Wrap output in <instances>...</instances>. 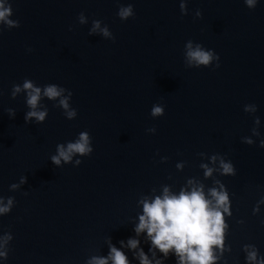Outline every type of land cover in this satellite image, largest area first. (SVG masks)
<instances>
[{"label":"water","instance_id":"1","mask_svg":"<svg viewBox=\"0 0 264 264\" xmlns=\"http://www.w3.org/2000/svg\"><path fill=\"white\" fill-rule=\"evenodd\" d=\"M184 2L181 16L180 0H7L19 27L0 22V199L13 201L0 215V238L12 237L0 264H87L107 254L109 241L119 248L134 235L139 201L165 187L188 190L189 180L206 194L220 181L229 194L216 264H244L246 244L264 256V203L253 214L264 198V149L257 146L264 139V0L252 9L244 0ZM127 5L133 16L121 20ZM93 22L109 37L99 29L89 35ZM188 42L216 52L220 66L189 65ZM25 79L41 88L42 123H25L31 109L23 89L12 95ZM50 84L64 89L59 97L43 96ZM154 105L163 106L162 116L149 115ZM81 132L93 152L53 164L57 145ZM213 155L231 162L235 175L205 178L201 164L219 168ZM166 264H174L171 256Z\"/></svg>","mask_w":264,"mask_h":264},{"label":"clouds","instance_id":"2","mask_svg":"<svg viewBox=\"0 0 264 264\" xmlns=\"http://www.w3.org/2000/svg\"><path fill=\"white\" fill-rule=\"evenodd\" d=\"M244 3L247 8L252 9L257 0H244ZM178 7L181 16L187 14L184 0H180ZM10 15L11 5L7 3V0H0V22L8 27H19V22L9 19ZM131 16H133L132 5L119 8L118 17L121 20H126ZM196 16H201L199 9L196 11ZM78 18L80 23L84 22L82 13ZM97 29L103 36L109 37L110 33L107 27L101 28L99 22H93L89 35L96 32ZM68 30L71 31L72 27L69 26ZM114 39L112 38L113 41ZM186 48L189 65L197 68L209 67L210 64L212 68L220 66L219 55L213 50L205 51L199 45L193 48L191 42L186 44ZM27 51L30 52L31 49L29 48ZM213 61L214 63H212ZM22 89L26 93V105L31 109L25 113V123H28L31 118H34L37 123H42L45 120L46 111L36 110L41 97V88L25 79L22 85L13 86V97ZM63 91L62 87L50 84L44 87L43 96L53 99L59 97ZM59 103L61 107L68 109L67 98L60 99ZM244 110L255 111V107L253 106L251 109L245 107ZM8 114L10 117L14 116L12 110H8ZM163 114V106L154 105L149 112L153 118ZM75 116V109L67 111L69 119ZM254 123L259 125L258 117L254 119ZM148 131L155 134L156 129L153 127ZM253 135H258L255 129ZM243 142L249 145L253 143L249 138H245ZM257 146L264 149V139H261ZM92 152L93 147L88 133L81 132L78 134V139L75 142L67 143L66 147L57 145V155H53L50 159L53 164L59 166L61 161L70 162L73 154L89 156ZM210 159L214 162L219 160V168L213 169L206 164H201L200 167L204 169L205 178L210 177L213 171H219L221 175L226 176L235 175V168L231 162H225L215 155ZM79 164L80 161L76 160L74 167ZM180 167L181 165L178 164L177 168ZM24 182L25 178L21 177L20 183ZM215 184L217 187L210 188L206 194L203 185L193 184L189 180L188 190L181 188L179 193L173 194L165 187L161 195L139 201L141 212L137 215L136 223L132 228L134 235L126 240H120L119 248L109 241L107 254L102 257H92L87 264H130L127 254L123 251L125 248L132 253L131 259L137 261L138 264H166L170 256L174 260V264H216L219 257L215 255L213 249L215 248L221 253L224 250V237L228 229L225 217L231 216V201L224 184L220 181H215ZM10 187L15 189L17 185L13 184ZM12 203L11 198L6 203L0 199V215L8 213ZM260 203H264V198L253 208V214L259 211ZM261 226L264 227V222ZM11 239V235L5 233L0 238V249H3ZM142 243L147 245V253L141 247ZM242 251L245 253L244 264H264V256L259 255L255 245L246 244ZM4 259H7V252L0 251V260Z\"/></svg>","mask_w":264,"mask_h":264}]
</instances>
